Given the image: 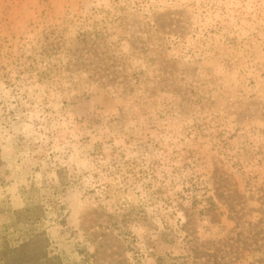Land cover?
I'll use <instances>...</instances> for the list:
<instances>
[{"label":"rangeland","instance_id":"rangeland-1","mask_svg":"<svg viewBox=\"0 0 264 264\" xmlns=\"http://www.w3.org/2000/svg\"><path fill=\"white\" fill-rule=\"evenodd\" d=\"M27 242L264 264V0H0V264Z\"/></svg>","mask_w":264,"mask_h":264},{"label":"trees","instance_id":"trees-1","mask_svg":"<svg viewBox=\"0 0 264 264\" xmlns=\"http://www.w3.org/2000/svg\"><path fill=\"white\" fill-rule=\"evenodd\" d=\"M32 241H33V240H32ZM30 243H31V242L24 243V244H22V245L20 246V248H17V249L11 250V253H14V258L18 259V262L21 263V264H23V262H24L25 264H28L27 262L30 261V259H27V258H26V255H24V256H19L22 252L25 251V249H27V248L29 247V244H30ZM24 258L26 259L25 261H23Z\"/></svg>","mask_w":264,"mask_h":264}]
</instances>
